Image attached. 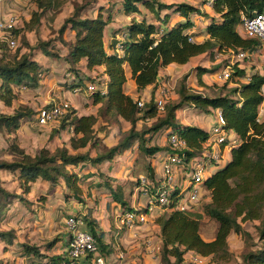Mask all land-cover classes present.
<instances>
[{"label": "trees", "instance_id": "trees-1", "mask_svg": "<svg viewBox=\"0 0 264 264\" xmlns=\"http://www.w3.org/2000/svg\"><path fill=\"white\" fill-rule=\"evenodd\" d=\"M121 2L126 16L140 15L142 18H132L130 25L124 29L123 40L111 45L112 53H109L105 43V30L112 23L113 17L112 15L105 17L106 9L103 6L94 8L97 0L76 5L72 15L59 29L61 38L67 31L74 33V42H68L66 46L68 54L64 58L69 73L74 75V81L69 87L88 91V86L80 78L81 73L77 68L83 60H86L88 70L103 68L96 77L85 78L87 83L92 84L96 80L101 85L102 91L90 96L93 105L100 106L99 115L80 117L77 110L70 108L60 121L61 130L74 128L70 148L75 153L63 147L56 149L54 153L42 149L37 155L32 156L13 141L5 150L13 160L0 161V170L16 175L25 194L31 193L33 185L38 180L51 183L53 187H57L63 180L71 192L67 193L65 198L74 197L80 201L83 194L80 184L83 179L89 178L79 176L83 167L87 165L99 167L106 162H112L118 155L131 150L136 143L148 156H154L161 149L146 146L148 133L152 134L150 142L154 135L163 130L169 131L168 137L176 134L187 143V149L179 155L186 156L187 162L200 157L209 133L196 126L181 124L177 119V113L188 106H193L206 114L220 110L225 120V129L236 135L239 144L231 150L230 161L204 180L203 188L208 190V195L200 203V208L188 211L173 210L156 218L155 223L160 228L159 237L162 243L160 262L183 264L186 255L193 253L203 259H210L215 264H227L234 257L230 251L229 237L235 234L240 236L246 245L245 251L241 254L240 264H264V116L259 118L258 114L263 103L261 88L264 77L256 73L251 76L250 81L240 84L239 81L246 77L247 72L237 64L233 67L231 78L215 96L195 92L187 86V77H184L178 89L179 103L166 106L163 117L159 116L155 105V89L159 77L169 66H184L193 58L205 54L215 56L232 52L259 51L260 43L241 36L237 28L242 25L244 17L264 13V0H216L212 8L216 17H209L200 8L189 3L168 5L161 0ZM33 3L37 10L31 12L29 22L24 24L23 30L13 31L17 38L23 35L24 42L27 33L35 32L41 27L42 19L47 13L57 12V9L60 10L63 6L60 0H33ZM141 8L151 13L158 24L148 21L142 15ZM163 11L167 13L171 11V14L162 16ZM92 12H97V16H88ZM174 14H177L180 20L171 24ZM195 17L208 19L203 33L205 38L202 41H199L200 36L193 32L197 26L193 20ZM118 44H121L122 51L117 50ZM51 46V42L40 41L36 49L46 56L59 57L56 52L49 51L53 49ZM6 47L8 46L5 43H0L2 54L0 101L6 107H12L16 99L15 88H39L44 67L32 57V54L10 59L3 52ZM126 65L130 68L131 80L134 81L139 93L153 86L151 99L143 110L139 108L138 101L126 93L128 83ZM210 72L213 71L199 69L197 76L200 87L210 88L203 81V76ZM104 78L108 80L105 81ZM230 83H234L236 87L224 94L223 91ZM34 115L35 112L28 108L17 110L10 115L2 114L0 129L15 134L23 122L32 119ZM100 117L122 119L131 125V130L115 148L105 153L92 157L88 152H79L89 146H96V142L92 141L95 140V126ZM150 120H157L150 130L144 132L136 130L140 121ZM164 151L171 152L169 148ZM76 170H80L79 173H75ZM149 172V177L154 181L155 176L151 167ZM98 186L109 188L113 202L122 207V214L149 213L147 208L134 209L128 205L125 200V187L118 186L114 189L109 181L98 183ZM178 195L179 190L173 191L171 197L177 200V203L162 210L173 209L178 204ZM12 197L14 196H11L8 190L0 187V215H5V211H8ZM17 199L27 201L22 196H18ZM76 217L83 219L86 230L95 237L99 251L107 260L113 249L110 244L104 242V234L97 220L90 214H77ZM205 219L216 224V235L209 241L202 236ZM246 223H256L255 236L243 227ZM15 236L13 231H2L0 243L13 245L16 241ZM71 239L72 233H67L44 246L22 243L20 252L30 259L31 264H70L72 260L68 257L67 249ZM55 250L61 253H54ZM91 259L89 255L84 259L75 260L74 264H91ZM0 264L16 263L0 259Z\"/></svg>", "mask_w": 264, "mask_h": 264}, {"label": "rangeland", "instance_id": "rangeland-1", "mask_svg": "<svg viewBox=\"0 0 264 264\" xmlns=\"http://www.w3.org/2000/svg\"><path fill=\"white\" fill-rule=\"evenodd\" d=\"M13 1V0H12ZM22 8L15 12L19 13L21 18V24L18 29L23 30L24 23L29 20L31 9V2L33 0H21ZM92 0H60L63 6L57 12L51 11L44 16L42 26L38 28L34 33L26 34V42L22 37L19 38V46L16 50H10L8 47L4 49V53L10 58L14 59L17 56L23 54H32L44 64V72L41 76L40 87L37 89L31 88H15L16 99L13 102L12 107H6L4 103L0 101V115L13 114L17 110H23L25 108L31 109L35 112L32 119L24 121L21 128L15 134H9L5 129H0V161H12L13 158L5 153V150L11 145L13 141H16L26 152L32 156L37 155L42 149H47L51 153H54L58 148H68L71 153H75L71 150L70 138L71 134L67 131L60 129L61 120L56 124H50L45 127L37 125L36 116L39 111L48 106L57 105L66 102L70 105V108H74L78 112V116L93 114L99 115L100 106H94L90 99L88 91L75 92L74 89L69 87L74 81V75L69 73L68 65L65 62V57L68 54L67 44L74 40V33L67 31L61 38L59 35V29L63 25L64 21L72 15L74 7ZM165 4H179L183 2L189 3L190 0H162ZM192 2L201 7L203 12L206 14L210 13L213 9L205 6L201 0H192ZM103 6L106 10L104 11L105 17L112 15L114 28H119L118 32H124V26L131 23V19L127 18L123 12L121 0H114L113 2L107 0H97L94 3V8L98 9ZM142 15L148 19V21L158 24L154 19L153 15L146 10H143ZM173 13V12H172ZM165 14H171L170 12L163 11L162 16ZM88 16H97V12L89 13ZM142 18V16H138ZM180 20L177 14L172 16L171 24ZM207 18L203 20H196L197 29L196 33L199 41L203 40V31L206 27ZM239 30L244 34L243 28L239 26ZM122 36V35H121ZM123 38V36H122ZM65 40V41H64ZM51 42L52 48L50 52H56L59 57L44 56L36 49L39 42ZM65 42V43H64ZM28 44V45H27ZM2 54L0 53V57ZM228 54H216L210 56L205 54L200 57L194 58L190 65L186 68H170L163 70L160 82L156 87V91L162 88L170 90L169 96L166 98V106L171 104H177L180 101L178 95V89L181 81L184 77H187L186 84L189 88L195 92L215 96L219 93L220 89L224 88L226 82L220 80V75L224 70L226 64H228ZM81 73L80 78L90 85L85 80L86 77L94 78L95 74L89 73L81 64L77 67ZM242 68L246 69L247 74L258 73V66L249 60L242 63ZM199 69L211 70L213 72L207 73L203 76L204 83L210 88H202L199 86L198 73ZM100 74V72L98 73ZM130 78V77H129ZM246 80H240V84L245 83ZM95 85L101 87L100 84L94 81ZM131 81L126 85V93L133 95L136 101L148 102L151 99V93L153 89L146 91V94H139V92L131 87ZM234 83H230L228 87L223 91L224 94L228 93L232 88H235ZM72 99V100H71ZM165 114L161 115L163 117ZM207 114L201 112L195 107H185L177 113L178 121L183 125H201L209 128L210 123L202 120ZM210 120L215 119V115L212 112ZM202 120V122H201ZM157 120L140 121L136 127L137 131L144 132L150 130ZM214 122V120H213ZM131 130V125L122 119H115L109 117H100L98 123L95 126V147H88L87 149H81L79 152L91 154L92 157L98 154L105 153L108 150L115 148ZM169 131L163 130L154 135L155 137L150 142L149 138L152 134L146 136V146L148 148H160L161 151L156 153V157L153 158L152 164L155 167H151V171L154 172L155 181H160V176L163 175L162 167L159 166L161 158L170 154L169 151H164L169 148L168 143ZM167 152V153H166ZM166 153V154H165ZM154 155V156H155ZM144 151L139 149L138 143L127 153L118 155L110 165L106 162L101 168L102 172L107 174L106 181H109L111 186L116 189L118 186L126 188L125 200L130 207H137L144 209L146 207L145 200L137 194L138 193V180L142 178H149V165L150 158ZM227 161V158H226ZM193 160L186 162L188 170L187 179L185 180V186H190L193 182L189 179L193 170ZM215 168L222 166L213 165ZM180 168H174V176L176 181L180 180L185 169L179 170ZM159 173H158V172ZM86 172V171H82ZM75 173H79L78 170ZM81 178L85 175L79 174ZM109 176V177H108ZM108 178V179H107ZM0 187L8 190L11 196V204L8 207V211H5V215H0V232L2 231H13L15 233V242L13 245L7 246L5 243H0V259L13 262L16 264H31L30 259L21 255L20 244H32L37 246H44L61 237L63 234L70 233L67 228L66 222L73 215L78 213L82 215L92 212L94 217L101 218V222L109 226L110 221L114 222L116 216L121 215L122 207L111 204L110 208L107 209V204L111 202L112 196L109 188L106 187V191H102L96 184L90 187V183L82 180L80 184L82 186L83 194L81 200L72 197L65 198L64 192L71 194L63 181L59 183V187H53L50 183H46L44 180H38L30 194H25L24 189L17 176L0 170ZM198 183H194L192 189L197 187ZM164 185V182L162 183ZM55 188L53 191L52 189ZM154 190V189H153ZM191 191V190H190ZM24 197L27 201L23 202L17 197ZM152 197V194L150 193ZM202 202V201H201ZM81 211H77L79 209ZM200 208V207H198ZM170 211H156L154 217L150 219L147 226H143L141 229H120V231L128 234L121 240L120 253L124 256L126 264H161L160 252L162 243L159 238V231L155 223V218L160 215L169 214ZM117 217V218H118ZM120 226V225H119ZM243 227L250 231L254 236L256 235V223H246ZM216 235V224L212 221L205 219L203 221L202 236L206 240H211ZM150 242V243H149ZM61 244V243H60ZM59 244V245H60ZM230 251L233 253V259L227 264H240L241 254L245 251L246 245L242 238L238 235L232 234L229 237ZM155 248L154 254L149 255L148 249ZM154 250V249H153ZM55 253L60 251H54ZM120 260V259H119ZM121 261V260H120ZM108 264H112L108 262ZM183 264H215L210 259H203L202 263L195 261V256L188 253L185 257Z\"/></svg>", "mask_w": 264, "mask_h": 264}, {"label": "built area", "instance_id": "built-area-1", "mask_svg": "<svg viewBox=\"0 0 264 264\" xmlns=\"http://www.w3.org/2000/svg\"><path fill=\"white\" fill-rule=\"evenodd\" d=\"M202 2L206 7L212 9L216 0H202ZM20 23L21 19L17 15H12L5 19L0 18V43H5L10 50H16L19 46V38L14 35L13 31L18 29ZM242 28L245 37L258 41L261 49L252 52L229 53V64L219 77L221 81L227 82L231 78L233 67L239 64V67L242 68V63L246 60L256 64L259 71L257 74L264 77V13L244 17ZM117 50L122 51L121 44L117 45ZM245 80L250 81V76H247ZM23 88L27 89L26 87ZM81 91V88H79L76 92ZM97 91H102L98 85H88V93L90 95H93ZM169 92L170 90L167 88L156 91L155 105L159 116L165 112L166 98L169 96ZM261 94L263 96V103L259 107V118L264 116V84L261 88ZM102 95H104V92ZM146 103L145 101H138L139 108L143 110ZM69 109L70 105L66 102L53 105L51 108H43L36 116L37 125L45 127L50 124H56L68 113ZM213 113L216 123L209 132L208 140L204 144L203 154L200 157L192 159L194 162L193 170L189 179L193 183L187 187L185 186L186 183L178 184L175 179L174 168L187 167L186 156L179 155L187 149V143L178 135L173 134L168 137L171 152L163 162L162 180L155 182L150 181L149 178H142L139 181V192L143 198L149 199L145 207L149 213L138 214L136 212H127L122 214L119 218L121 229H138L149 222L148 218L154 207L163 209L177 203V200L171 197L172 192L175 190H179V201L173 209H167L168 211H188L200 205L204 180L210 172L217 169L213 165L223 166L226 162V154L239 144L238 138L231 131L225 129V120L222 112L217 110ZM163 182L164 185H162ZM194 183L198 184L195 189H192ZM150 193H154L155 195L151 197ZM66 225L70 233H72V239L67 249L68 257L72 260L70 264H74L75 260L84 259L89 255L92 257L91 264H108L99 251L95 237L86 230L82 218L73 215L67 220ZM194 256L196 262L202 263L203 258ZM123 258L121 256V259Z\"/></svg>", "mask_w": 264, "mask_h": 264}, {"label": "crops", "instance_id": "crops-1", "mask_svg": "<svg viewBox=\"0 0 264 264\" xmlns=\"http://www.w3.org/2000/svg\"><path fill=\"white\" fill-rule=\"evenodd\" d=\"M114 0H112V2H113ZM122 1V0H121ZM162 1V0H161ZM202 1V0H201ZM22 1L21 0H0V18H7V17H10V16H12V15H17V16H19L20 17V15H19V13H17V12H15V11H17V10H20L21 8H22ZM183 3H187V2H183ZM189 4H191V5H194V6H196V7H198L197 5H195L193 2H192V0H190V2H189ZM169 5V4H168ZM202 7V6H201ZM201 7H198V8H200V10L203 12V10H202V8ZM31 9H32V11H34V10H37V7H36V5L33 3V2H31ZM144 9L143 8H141V11L142 12H144L143 11ZM31 11V12H32ZM55 12V11H54ZM50 13V12H49ZM204 13V12H203ZM206 14H208L209 15V17H216L217 15L215 14V12L212 10V11H210V13H207L206 12ZM29 16V20H30V18H31V13H30V15H28ZM140 16V15H139ZM127 18H129V19H131V21H132V18H134V17H137L138 18V16L137 15H134V16H132V17H128V16H126ZM203 18L204 17H202V18H193V20L195 21V23H196V20H203ZM21 19V18H20ZM141 19V18H140ZM29 20H26L25 21V23L26 22H29ZM43 20H44V18L42 19V22H43ZM114 21V20H113ZM113 21H112V23L111 24H109L108 26H107V28H106V30H105V43H106V46H107V48H108V51H109V53H112V49H111V45L112 44H114L116 41H120L121 42V40H122V36H123V34H124V32H118V30H119V28H114V23H113ZM179 21V20H178ZM24 23V24H25ZM21 24V23H20ZM207 24H208V19H207V21H206V26H207ZM130 25V24H129ZM197 25V24H196ZM42 26V25H41ZM128 25H126V26H124L125 28L127 27ZM240 27H242V25H240ZM124 28V29H125ZM197 29H199L197 26H196V28H195V30L193 31V32H196V31H198ZM205 29H206V27H205ZM237 30H238V32L240 33V35L241 36H243V37H245V35L239 30V26H238V28H237ZM124 31V30H123ZM205 32V30L203 31V33ZM32 33H34V32H32ZM28 34V33H27ZM122 35V36H121ZM205 37H203V39H204ZM73 42H74V40H73ZM41 54H43L42 52H40ZM44 55V54H43ZM44 56H46V55H44ZM34 59L41 65V66H43V67H45L44 66V64L41 62V61H39L38 59H36L35 57H34ZM194 59V58H193ZM192 59V60H193ZM191 60V61H192ZM86 60H83L82 62H81V65L85 68V69H87L86 68ZM188 65H190V63L189 64H187V65H184V66H181V65H171V66H169L168 68H166V69H164V70H168V69H170V68H186V67H188ZM125 69H126V74H127V77H128V83L131 81V87H134V90L135 91H137L136 90V86H135V83H134V81L133 80H131V71H130V68H129V66H125ZM88 70V69H87ZM96 70L98 71V73L100 72H102L103 71V68L102 67H98V68H96V69H94V70H88L89 71V73H92V74H95V72H96ZM163 72V71H162ZM162 72H161V75H162ZM98 73H96V75H98ZM161 75H160V77H159V82H160V79H161ZM253 74H247L246 75V77L247 76H250V78H251V76H252ZM130 77V78H129ZM246 77L245 78H243L244 80L246 79ZM242 79V80H243ZM104 80L105 81H107L108 79H106V78H104ZM103 80V81H104ZM204 81V80H203ZM158 82V83H159ZM245 82H248L247 80L245 81ZM127 83V84H128ZM85 85H86V83H84ZM104 85H105V83H104ZM87 86V85H86ZM21 88H23V87H21ZM149 89H153V86H150V87H148L146 90H144V91H141L139 94H146V91H148ZM82 90V89H81ZM75 92L77 91V89L76 90H74ZM138 92V91H137ZM78 93V92H77ZM152 94V93H151ZM128 95H130L132 98H134L133 97V95H131V94H128ZM72 100V99H71ZM92 101V100H91ZM92 104H93V101H92ZM90 115H92V114H90ZM82 116H89V114H86V115H81L80 117H82ZM213 115H212V112H211V114H207L206 116H205V118H203L202 120H205V121H207V122H209L210 123V125H209V128H206V127H204V126H201V125H186V126H196V127H199V128H201V129H203V130H205V131H207L208 133L211 131V128L215 125V123H216V119H212V120H210L209 118H211ZM202 120H201V122H202ZM213 120H214V122H213ZM24 123V122H23ZM63 131H67V133L68 134H71L72 136L74 135V128L73 127H69L68 129H66V130H63ZM234 136H236L235 134H233ZM71 139V138H70ZM130 151V150H129ZM129 151H127V152H129ZM127 152H125V153H127ZM167 153V152H166ZM165 153V154H166ZM156 157V155L155 156H153L152 158H150V167H155V164H152L151 162H153V158H155ZM168 156L166 155L164 158H161V163L159 164V166H161L162 167V169H163V162L166 160V158H167ZM226 158H227V161L225 162V164L223 165V166H225L229 161H230V159H231V151L229 152V153H227L226 154ZM110 165H112L111 164V162H108ZM105 164V163H104ZM103 164V165H104ZM103 165H100L99 167H92L91 165H87V166H84L83 167V169L81 170V173H83V175H85V176H88L89 178L86 180V179H83L84 181H87L88 183H90V187H92L93 186V184H96L97 186H98V183H104L105 181H106V179L104 178V177H106L107 176V174H105V173H103L102 172V170H101V168L103 167ZM113 166V165H112ZM183 169H185V171H183V174H182V176L180 177V180L179 181H177V183L178 184H184V183H186L185 182V180L187 179L186 177H187V173H186V170H188V167H183ZM218 169V168H217ZM217 169L216 170H213L212 172H210L209 174H208V176L206 177V178H208V177H210V176H212L216 171H217ZM179 170H182V168H180ZM80 170H78V172H79ZM82 171H86V172H82ZM158 172V171H157ZM80 173V174H81ZM159 173V172H158ZM100 174H103L104 176H101ZM80 176V175H79ZM109 177V176H108ZM162 177H163V175L162 176H160L159 178H160V181L162 180ZM83 178H85V177H83ZM108 179V178H107ZM150 180V179H149ZM61 181H63V180H61ZM150 181H153V180H150ZM154 181H155V178H154ZM64 182V181H63ZM156 182V181H155ZM158 182V181H157ZM47 183V182H46ZM50 184V183H49ZM65 184V183H64ZM112 184V183H111ZM138 184H139V180H138ZM59 187V186H58ZM99 187V189L100 190H102V191H106V187L105 186H98ZM137 189H138V193L137 194H139L141 197H142V199H144L145 200V204H146V206H147V202H148V200L149 199H146V198H143V196H142V194L139 192V187L137 186ZM53 191L55 190V188H53L52 189ZM64 194L66 195L67 194V192H64ZM111 195V194H110ZM206 195H208V190L206 189V188H203L202 187V202H203V199H204V197L206 196ZM111 204H115V205H118V206H120L119 204H117V203H115V202H113V199H111V202L109 203V204H107V209H109L110 208V206H111ZM121 207V206H120ZM198 207H199V205H198ZM134 209H140V208H137V207H133ZM82 209L80 208L79 210H77V211H81ZM159 210H161L160 208H158V207H154L153 208V211L150 213V215H149V221H150V219L151 218H153L154 216V212H156V211H159ZM163 211V210H162ZM121 213H123V209H122V211H121ZM78 214H80V213H78ZM88 214H90L92 217H93V219H95V220H97V222H98V225H99V228H100V230L103 232V234H104V242L106 243V244H110L111 245V249H113V252L111 253V255L110 256H108V262H111L112 264H126L124 261H122L123 259H121V256H123L122 254H119L120 253V249H121V245H124V244H121L120 242H121V240H122V236H123V238H125V236L129 233H127V234H125L124 235V233L125 232H122V231H120V229H121V225H120V217L122 216V214L121 215H119V217L118 216H116L115 217V219H114V222L113 221H110L111 223H109V226H106V225H104L101 221V218H96V217H94V215L92 214V212H88ZM82 215V214H81ZM87 215V214H86ZM74 216H76V215H74ZM118 217V218H117ZM158 218V217H157ZM155 220H156V218H155ZM154 220V221H155ZM120 225V226H119ZM143 226H147V224H145V225H143ZM140 227V228H138V229H141V228H144V227ZM157 228H158V233H160V228L158 227V225H157ZM132 230H136V229H132ZM160 238V237H159ZM160 241H161V239H160ZM150 243V242H149ZM60 246V245H59ZM154 249V250H153ZM149 248L148 249V254L149 255H151V254H154V252H155V248ZM55 251H59V250H55ZM55 253V252H54ZM58 254L59 253H61V251L60 252H57ZM190 254H192V255H195V254H193V253H190ZM124 257V256H123ZM121 261H120V260Z\"/></svg>", "mask_w": 264, "mask_h": 264}]
</instances>
